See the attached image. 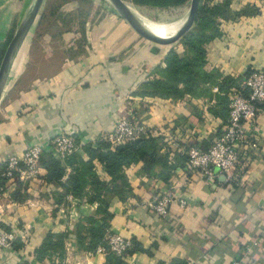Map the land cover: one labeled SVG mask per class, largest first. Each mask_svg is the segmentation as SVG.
Masks as SVG:
<instances>
[{
  "label": "crops",
  "instance_id": "0c3cea01",
  "mask_svg": "<svg viewBox=\"0 0 264 264\" xmlns=\"http://www.w3.org/2000/svg\"><path fill=\"white\" fill-rule=\"evenodd\" d=\"M33 1L0 0V43L16 30ZM206 4L222 8L223 14L212 18L216 35L204 45V70L242 82L252 71L264 69V0H208ZM109 20L118 23L113 16ZM105 24L86 33L89 45L84 50L80 47L81 53L66 55L54 72L26 90H20L25 68L21 52L12 61L0 98V165L30 145L47 151L50 140L60 133L75 136L79 154L86 157L81 147L112 131L116 119L127 115L124 94H132L134 114L146 126V135L162 137V151L168 152L172 169L168 180L162 181L144 175L141 162L124 167L129 195L125 200H111L110 232L133 238L143 249L123 256V264H232L237 257H244L248 264H264V103L246 126L257 148L244 149L230 180L221 174L205 179L187 169L183 156L189 146L185 144L205 148L222 132L219 111L210 110L216 107V97L139 94L149 79L148 69L158 66L160 70L169 48L142 43L124 47L118 39L121 34L109 28L114 24ZM125 34H130L129 29ZM25 50L29 57L30 47ZM137 69H143L145 76ZM12 70L19 73L11 75ZM212 91L217 93V87ZM94 164L100 179L109 182L103 166ZM19 181L22 200L13 199L11 190L0 193V227L16 230L22 224L29 238L20 249L2 250L0 264H53L48 259L37 261L34 249L48 231L69 229L80 215L93 213L97 204L68 195L67 203L57 206L53 193L61 188L46 180L43 167L37 177ZM166 190L173 200L169 216L160 218L146 203ZM180 200L185 206H180ZM65 247L61 264L105 262L103 251H79L73 240L66 241Z\"/></svg>",
  "mask_w": 264,
  "mask_h": 264
},
{
  "label": "trees",
  "instance_id": "16d2710c",
  "mask_svg": "<svg viewBox=\"0 0 264 264\" xmlns=\"http://www.w3.org/2000/svg\"><path fill=\"white\" fill-rule=\"evenodd\" d=\"M69 1L72 0H57L50 14L56 17L63 3ZM142 1L161 6L179 3L182 0ZM221 9L218 6L211 8L207 5L201 6L199 0L195 19L191 26V29L196 26L197 31L191 32L189 30L186 33L182 39L184 47L181 53L174 47L168 50L164 66L159 70L161 72L160 78L144 81L140 92L138 91L139 94L172 99L183 98L185 95L209 98L215 96L216 107L212 106L210 110L214 114L219 111L223 125L226 124L229 90L232 87L240 88L242 82L229 75L222 76L218 71L206 72L203 68L206 63L204 45L216 35L212 27V18L218 14H223L219 11ZM67 15H71L72 19L79 17L76 16V11ZM40 16L43 19L47 16L46 12H42ZM62 21L65 22L66 20L62 19ZM81 45L78 46L82 47ZM75 52L73 55L78 54L77 51ZM213 86L217 87V93L212 91ZM103 137H100L94 144L87 143L81 147L86 157L79 154L80 144L75 136L78 150L63 158L51 150L42 152L39 165L46 170V180L56 183L61 188V190H56L53 193L55 204L57 206L65 205L68 201L67 196L71 195L88 203H96L97 207L93 213L80 215L72 227L65 231H48L41 244L34 249L37 261L48 259L56 264L54 259L57 258V264H61L66 252L65 243L69 240H73L76 249L79 251L94 253L98 247L104 248V264H123V256L142 248L140 243L130 238V247L123 255H118L109 250L106 235L110 232V221L113 216L109 210V204L115 197L119 200H125L129 195V184L124 173V167L133 163L141 162V172L146 176L159 177L162 181L168 180L172 165L168 159V152L162 151L165 143L160 136L146 135L120 144H111ZM185 145L190 147L195 144ZM187 149L184 151V156L182 155L185 160H187ZM94 161L103 166L106 174L110 176L109 182L100 179L95 170ZM6 165L7 162L0 165V171L4 170ZM67 168L70 169L69 172ZM21 185L22 182L16 180L11 187V196L15 200L23 199V194L19 193ZM24 243L25 241L18 237L12 245L13 248L20 249Z\"/></svg>",
  "mask_w": 264,
  "mask_h": 264
},
{
  "label": "built area",
  "instance_id": "2783aa9c",
  "mask_svg": "<svg viewBox=\"0 0 264 264\" xmlns=\"http://www.w3.org/2000/svg\"><path fill=\"white\" fill-rule=\"evenodd\" d=\"M264 103V69L254 70L242 81L241 87H234L229 94L228 117L222 132L206 147L196 145L186 150V166L210 179L215 174H221L226 181L230 180L231 172L246 147L257 148L248 135L247 125L253 123L257 115L258 105ZM147 128L143 123L128 118L118 119L111 132L103 138L111 144L133 141L145 136ZM48 150L60 157H65L78 150L73 135L60 133L55 135L48 144ZM45 148L41 145H30L20 154L8 156L6 168L0 171V193L11 190L16 180L33 179L40 171L39 159ZM173 200L171 191L166 190L147 201L146 206L153 210L160 218L169 216V205ZM180 206L186 202L180 200ZM29 235L26 227L6 229L0 227V252L12 248L13 241L20 237L23 241ZM109 250L123 255L130 247V238L118 233L108 232L106 235ZM98 251H105L98 247ZM232 264H248L244 257H237Z\"/></svg>",
  "mask_w": 264,
  "mask_h": 264
},
{
  "label": "rangeland",
  "instance_id": "374dc122",
  "mask_svg": "<svg viewBox=\"0 0 264 264\" xmlns=\"http://www.w3.org/2000/svg\"><path fill=\"white\" fill-rule=\"evenodd\" d=\"M123 1L130 7L132 12L150 31L161 35H163V33L173 32L184 23L188 16L191 4V0H182L179 3L161 6L147 4L142 0ZM206 1L208 0H200V5H207ZM56 2L57 0H45L43 2L36 20L34 21L27 37L21 45V47L23 46L24 48H21V50L19 48L14 59L12 60L14 61L16 56L21 52L19 58H21L25 68L22 69V77L24 80L20 90H26V88H30L34 82L48 77L49 74L57 69L66 55H70L73 52L76 53L75 51H77V53H81L85 46L89 45L86 33L93 29H98V25L101 27H106L105 23H109V25L114 24V26H109V28H112V30H115L121 34L120 38L118 39L122 42L124 47L135 48L136 46H139L140 43H142L144 46L152 45L154 47H161L162 49H170L174 47L179 53L182 52L184 47L182 39L185 37L186 33H188L189 30L191 32L197 31L195 26L192 28L193 30L190 28L172 43L156 44L137 34L117 13L109 0H72L63 3L59 10V14L55 17L51 15L50 12L53 6L56 5ZM71 7H73V9L69 10ZM44 11L46 12L47 16L42 19L40 14ZM75 11L76 16H79L77 19H72L71 15H67ZM109 16L115 17L118 23L115 24L112 20H109ZM62 19L66 21L63 22ZM104 20L106 22L101 25ZM126 29H129L130 31V34L127 36L126 34L123 35L126 33ZM14 33L15 30L7 39L0 43V62ZM30 35L32 36L29 38ZM118 39L116 40L118 41ZM80 44H82L81 46L83 47V50H79L80 47L78 45ZM27 47H30L29 57H27V54H25V48ZM158 68V66L149 68L146 78H156V76L159 75ZM136 71L137 73L139 72L138 74H141V77L145 74L143 69H137ZM145 72L147 71L145 70ZM9 73L10 69L8 71L6 82L9 77ZM16 73H19V71L15 72L12 70L11 75ZM132 100V94H124L122 102L124 103V108L127 115L119 116L116 121L126 117L132 121L143 123L139 116L134 114V110H132ZM227 101H229V96H227ZM27 180L29 179H25L23 181L26 182ZM21 225L22 224L19 225V228L24 227ZM27 237L29 238V235Z\"/></svg>",
  "mask_w": 264,
  "mask_h": 264
},
{
  "label": "water",
  "instance_id": "95a60500",
  "mask_svg": "<svg viewBox=\"0 0 264 264\" xmlns=\"http://www.w3.org/2000/svg\"><path fill=\"white\" fill-rule=\"evenodd\" d=\"M42 2L43 0L33 1L32 6L20 20L14 35L11 37L5 49L0 62V98L12 60L27 37L34 21L36 20ZM109 2L113 5L117 13L137 34L156 44H169L177 40L181 35L191 28L195 19L199 0H191L190 10L186 20L180 27L175 29L173 33L169 35H161L150 31L123 0H109Z\"/></svg>",
  "mask_w": 264,
  "mask_h": 264
},
{
  "label": "bare ground",
  "instance_id": "6f19581e",
  "mask_svg": "<svg viewBox=\"0 0 264 264\" xmlns=\"http://www.w3.org/2000/svg\"><path fill=\"white\" fill-rule=\"evenodd\" d=\"M159 33H161V32H159ZM171 33H173V32H171ZM170 32H168V33H163V34H165V35H169V34H171Z\"/></svg>",
  "mask_w": 264,
  "mask_h": 264
}]
</instances>
